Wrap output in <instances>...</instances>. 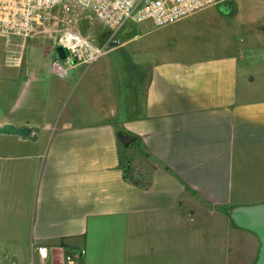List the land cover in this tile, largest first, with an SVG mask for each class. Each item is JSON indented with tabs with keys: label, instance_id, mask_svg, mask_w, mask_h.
I'll list each match as a JSON object with an SVG mask.
<instances>
[{
	"label": "crops",
	"instance_id": "obj_1",
	"mask_svg": "<svg viewBox=\"0 0 264 264\" xmlns=\"http://www.w3.org/2000/svg\"><path fill=\"white\" fill-rule=\"evenodd\" d=\"M14 45L0 42V74L20 80L0 126L39 132L0 133V264H42L39 245L58 256L85 248L81 264H180L181 255L197 264L191 228L210 234L209 263L241 264L244 227L231 210L264 204V53L183 52L159 40L125 69L111 60L68 80L51 66L42 75L27 47ZM118 132L136 140L125 147ZM128 165L139 184L125 178Z\"/></svg>",
	"mask_w": 264,
	"mask_h": 264
},
{
	"label": "rangeland",
	"instance_id": "obj_2",
	"mask_svg": "<svg viewBox=\"0 0 264 264\" xmlns=\"http://www.w3.org/2000/svg\"><path fill=\"white\" fill-rule=\"evenodd\" d=\"M226 4H231L232 8L230 7V11H232L230 13H227L221 5L219 11L204 13L194 17L190 15V17L171 25L167 29H159L161 27H156L151 22L135 24L130 21L116 33L104 27L89 12L77 6L72 4L59 5L52 10L51 16L48 22L45 23V26L40 28L33 39L26 40L24 45L27 47L28 56L31 54L35 58V63L40 67V71L44 76L49 75L52 59L57 56L53 48L59 42L60 36L65 29H75L81 32L84 36L88 37L96 48L104 49L101 53L102 55L92 62V64L77 65V69H71L66 77L68 80L72 71H87L86 68L88 66L92 69L104 68L111 60L114 62L109 64H113L115 68L121 67V69H125L128 67L126 59H131L132 63H138L148 58L151 55L148 54L150 50L148 45L156 46L159 40L163 44L159 48L163 49L164 45L166 47L174 45L173 49H183V52H191V46L204 48L205 52L213 53L241 46L246 54H263L264 0H230ZM145 27H150L154 31L146 34L148 30ZM135 34H138V36L134 37ZM17 40L23 42L21 38ZM116 41L125 43L115 50V47L113 48L111 45ZM0 42L5 44V37H0ZM15 46H19V50L23 49L20 43H17ZM23 53L15 56L22 57ZM14 60L16 61V59ZM14 60L10 59V62L15 63ZM66 61L67 59L62 60L63 63H66ZM132 63H130L132 70L140 69ZM51 76L53 75L51 74ZM78 80H72V92L76 88H81V84L77 87ZM18 81L20 82V80ZM19 82L15 84L8 83V79L3 74H0V117L9 110L4 105L10 106ZM42 82L45 83V80ZM6 85H8L7 90H5ZM76 94H69L66 102L68 108L75 104ZM223 222L213 220V228L216 229V225L217 228H220V226L224 228ZM209 235H203V233H200L195 228H191V258H196L198 260L197 264H216L213 262L209 263L206 260L210 250L208 244L204 245V242L210 241ZM187 242V238L181 236V246L186 245ZM229 246L223 249V254L226 255L227 253L228 257L233 254V250L228 249ZM261 248V238L254 231L244 228L241 264H256L261 256ZM225 249L227 252H225ZM182 257L181 255L180 264H183Z\"/></svg>",
	"mask_w": 264,
	"mask_h": 264
},
{
	"label": "built area",
	"instance_id": "obj_3",
	"mask_svg": "<svg viewBox=\"0 0 264 264\" xmlns=\"http://www.w3.org/2000/svg\"><path fill=\"white\" fill-rule=\"evenodd\" d=\"M227 1L230 0H0V37H5L7 44L24 45L35 37L59 5L77 6L116 33L130 21L165 27ZM19 38L23 42L17 41ZM57 46L68 50L66 63L57 52L51 62L52 73L60 77H66L77 65L92 61L102 51L75 29H65L55 51ZM36 249L42 264H81L86 255V249L81 247H62L61 256L55 253V248L39 245Z\"/></svg>",
	"mask_w": 264,
	"mask_h": 264
},
{
	"label": "water",
	"instance_id": "obj_4",
	"mask_svg": "<svg viewBox=\"0 0 264 264\" xmlns=\"http://www.w3.org/2000/svg\"><path fill=\"white\" fill-rule=\"evenodd\" d=\"M56 52L61 59H65L68 55V50L62 46H57ZM38 132V127H29L26 125L16 126L6 123L0 126V133L18 135L24 139L36 140ZM117 137L125 147H129L136 140L135 136L123 132H118ZM231 215L239 226L254 231L261 238V256L256 264H264V204L239 206L231 210Z\"/></svg>",
	"mask_w": 264,
	"mask_h": 264
},
{
	"label": "trees",
	"instance_id": "obj_5",
	"mask_svg": "<svg viewBox=\"0 0 264 264\" xmlns=\"http://www.w3.org/2000/svg\"><path fill=\"white\" fill-rule=\"evenodd\" d=\"M134 171L135 169L131 165H128L125 169V178L139 184L137 181H134Z\"/></svg>",
	"mask_w": 264,
	"mask_h": 264
},
{
	"label": "flooded vegetation",
	"instance_id": "obj_6",
	"mask_svg": "<svg viewBox=\"0 0 264 264\" xmlns=\"http://www.w3.org/2000/svg\"><path fill=\"white\" fill-rule=\"evenodd\" d=\"M228 7H231V4H226L225 6H224V8H228Z\"/></svg>",
	"mask_w": 264,
	"mask_h": 264
}]
</instances>
